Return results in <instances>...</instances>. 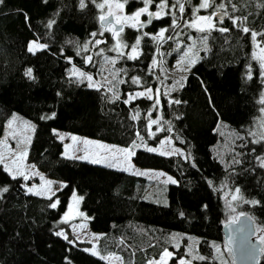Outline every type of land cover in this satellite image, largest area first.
Listing matches in <instances>:
<instances>
[{
    "label": "trees",
    "instance_id": "16d2710c",
    "mask_svg": "<svg viewBox=\"0 0 264 264\" xmlns=\"http://www.w3.org/2000/svg\"><path fill=\"white\" fill-rule=\"evenodd\" d=\"M101 1L85 0L83 8L80 0H4L0 4V137L12 113L31 121L34 130L26 162L45 177L61 183L52 196L59 200L53 209L48 198L28 194L24 186L30 185L31 179H13L0 165V189L9 188L7 193H0V264H88L73 259L75 248L87 247L88 243L76 241L69 224L60 220L72 192L81 199L80 210L87 216L89 230L99 234L95 245L98 254H115L121 264H147L159 258L165 249L173 252L170 264L186 257L184 245L174 248L172 233L199 238L198 250L208 257L213 255L210 241L225 247L221 227L228 220L221 194L223 185L230 189L239 187V195L244 199L260 202L253 206L241 201L236 211L249 216L255 228L264 231V170L254 159L264 155V143L251 144L248 133L259 116L258 100L264 81L253 57L250 36L233 28L227 18L223 25L213 19L216 28L229 27L228 33L190 29L178 34L177 28H170L171 16L166 10L161 19L153 20L147 27H126L120 33V42L127 45L134 43L142 31L149 34L141 41L136 54L139 58L129 60L124 53L118 56L110 51L114 38L99 25L97 4ZM116 1L125 4V13L144 7L140 0ZM181 2L185 3L186 10L180 25L192 19L198 0ZM158 3L159 0H154L150 10L155 11ZM215 3L217 6L225 3V10L231 16L248 17L241 27L264 30V0H216ZM175 12L181 15L178 10ZM49 21L54 22L51 28L47 27ZM162 28H170L165 33L167 45L158 47L163 44L162 40L154 41L150 36ZM92 33L97 36L93 38ZM169 35L172 40L166 39ZM187 35L196 42L202 41L204 48L181 86L167 95L160 94L156 108L152 100L144 97L124 103L131 92L156 88L162 83L159 68L168 67L179 52L169 44H174L176 36L183 43ZM204 36L208 37L206 41L202 39ZM95 39L102 42L91 48L89 44ZM30 41L45 44L47 49H38L32 54L28 52ZM257 41L264 48V36H258ZM86 43L88 52L82 50ZM100 49L104 50L102 54ZM86 55L93 57L91 64L85 63ZM105 56L113 57L116 63L111 66L112 80L99 82L103 85L101 90L89 87L85 79L80 82L69 75L70 68L76 67L97 80L104 71L101 63ZM67 58H72L71 64ZM153 61H156L154 68ZM28 68L32 69L34 79L25 75ZM249 72L251 80L247 79ZM132 76H139L142 85L132 84ZM109 88L118 97L114 101ZM174 99L181 103H170ZM137 111L140 117L133 120ZM148 113L151 119L159 121L150 128ZM49 116L54 118H44ZM221 126L229 132L231 141L234 140L231 146L226 145L230 139L221 134ZM169 127L171 132L167 131ZM149 131L154 136H149ZM57 132L125 148L131 147L135 140L139 146L131 155L132 163L163 171L177 183L157 184L91 161L68 159L62 155L63 145ZM137 134L144 137L143 143ZM239 136L246 137L244 143L248 148L238 147ZM165 137L184 152V157L164 156L139 148L144 144L156 147ZM221 144L230 150L220 153L217 147ZM253 147L256 153L249 152ZM188 152L195 158V168L185 159ZM238 152L246 153L245 163L234 166L233 159L240 158L236 156ZM242 168L254 171H242ZM162 185L166 204L143 198L148 188ZM60 231L63 235H57ZM65 235L74 243L64 239ZM191 262L218 264L212 259ZM258 264H264V251Z\"/></svg>",
    "mask_w": 264,
    "mask_h": 264
},
{
    "label": "rangeland",
    "instance_id": "374dc122",
    "mask_svg": "<svg viewBox=\"0 0 264 264\" xmlns=\"http://www.w3.org/2000/svg\"><path fill=\"white\" fill-rule=\"evenodd\" d=\"M172 2L173 0H170L169 6H171ZM202 2L203 0H198L196 7H198L199 4ZM101 3H103L105 6L103 9L99 8L100 17L101 16L107 17L108 15H112L114 23L121 26V29L117 31L114 30L112 25H108L105 28L107 31H109V33H111V35L114 38V43L112 44V48L113 49L119 48V51L126 54L127 56L133 55L130 47L133 43L130 44L129 47H123L122 44L124 43L120 42L119 35L126 27L129 28L139 27V23L143 21L147 13L143 14V16L141 15L137 21V19L128 18L136 11L132 13H125L123 9H118L116 7V5L119 4V2H117L116 0H102ZM155 8H156L155 11H152L150 10L149 7V12L161 11L157 7V5L155 6ZM166 10L168 9H164L162 11V16L165 14ZM177 10L178 8L175 9L174 11ZM205 11H210V14H205ZM219 11L220 10L216 3L214 7H209L206 10L201 9L198 12L194 11L193 8V17L192 19L186 22V23L191 22L193 26L187 27L185 26L186 25L185 23L181 22V25L180 27L177 28L176 32L178 34H184L185 32H190L191 30L199 31L200 28H204L205 32H207L209 29V24L208 22L201 20L200 17L206 15H213ZM212 24L214 26L216 25V21L214 19L212 21ZM140 28L143 29V27ZM113 33H116L117 35H113ZM141 33L144 32L142 31ZM95 40H100V39H95ZM93 41H91L89 44L91 48H94L97 45ZM33 43L39 44L37 42L30 41L28 43V47L30 44ZM162 43H163L162 47L167 45V42H165V40H162ZM173 43L174 44H169V47H172L173 50H177L179 49L178 46H180V50L178 52L177 57L171 62V64L168 67H165L163 69L159 68L163 77V81L162 83H159L156 86V88H152L153 99L151 100L153 101V105H154V101L158 100L160 94H165V93L168 94L178 89L181 86L185 75L189 72V70H185V69H190V66L192 65L189 64V61L196 60L199 51L204 48V44L202 43V41L196 42L190 35H187L185 37V41L183 43H181V41H179L176 36V39L173 41ZM253 57L255 58V60L257 61L260 67V64L264 62V48L258 43V41L253 42ZM113 59H114L113 57H106V56L104 57V61L101 63V69L103 68L104 71L102 70L99 73L97 80H93V85H94L93 87H96V85L99 84V82L108 83L110 80H112L114 71L111 69L112 63H110V61ZM85 63H87L86 60ZM72 68L73 67L70 68L69 75L71 73ZM144 89L133 91L130 94L142 92L144 91ZM156 89H159V93L156 92ZM262 93H264V90ZM136 98H139V96H137ZM154 106L156 108L157 105ZM33 130H34V125L31 121L21 117L17 113L11 114L8 121L4 125L3 134L0 137V158H2L3 160V163H0V165L2 166L3 169L5 164L8 166V171L5 170L4 171L9 176H11L9 174L10 172H16L17 170L23 171L28 176V179H31L32 181L30 185L25 184L24 187L26 191L28 192V188L32 187L34 192L40 193L39 195L36 196L47 198L48 196H53V194L57 190H59V188L61 187V183L59 181L45 177L32 164H28L26 162L27 149L33 135ZM219 130L223 136H225L227 139H230V141L228 140L226 145L231 146L232 143H235L234 140L231 141V137L229 136L230 134L229 132H227L225 127L221 126ZM263 131H264V113L260 111L259 116L255 119L248 133L252 137V139H253V135H252L253 133L255 134V139H260L263 134ZM57 136L58 139L62 142V145L64 147L62 152V155L64 157H68V156L83 157V159H78V160H84L88 162L92 161L93 163H98L109 168L122 170L129 174L141 176L146 179L155 181V183L157 184L166 185L170 182L169 181L170 176L163 171L135 166L131 161V156H128L127 153L123 151L124 149H129L131 147L125 148L112 144H106L103 142H99L81 136H76L74 134H70L66 132H57ZM60 137H63V140H61ZM73 137H75V139H73ZM139 148L145 149L143 145H141ZM153 148L157 149V151L153 153H157V154L164 153L163 154L164 156L179 155L181 157H184V155H180L177 151H174V150H179L180 152H183L179 147L173 145L172 141L168 137L161 139L159 144ZM217 150L220 153H225L229 151L230 148L228 146H224V144H221L217 147ZM41 176L44 177V180L40 179ZM33 179H36V182H34ZM49 180L53 182V184L51 185V190H49V185L46 183V181ZM158 187H153L151 189L148 188L144 193L143 198L159 204H166V197L164 195L165 187L164 185ZM1 192L2 189H0V193ZM221 194L223 196L224 207L227 213L226 220L228 221L235 220L240 215V213L236 211L237 208L236 205H238L241 202L240 195L235 193L234 189H230L229 186L227 185H223ZM234 195L237 196L236 200L232 199ZM80 201L81 199L76 194V192H72L68 198L66 208L63 211L60 218L61 221L69 224V229L76 241L88 243L87 247L75 248L74 251L75 254L73 255V259L81 260L84 262L86 261L88 264H121L120 259L117 255L115 254L100 255L96 251L95 245L97 239L99 238V234L89 230L87 225V216L80 210ZM255 229H256L255 238L261 243V238L264 237V231L259 228H255ZM60 233H62V231H60ZM170 235H171L170 238H172V240L174 241L173 243L174 248L177 249L179 245H184L183 249H185L186 252L185 254L188 259L186 257H180V258L185 259V264H193V262L191 261L200 260L199 259L200 256H203L205 258L204 260H210V259L215 260L218 262V264H232V260L229 259L226 253L227 251L226 248L222 247L221 245L220 246L216 245V243H214L213 241L209 242L211 249H213V255H211V257H208L201 254L198 250V245L200 242L199 238L193 236L191 237L189 235L182 233H172ZM176 235H178V237ZM263 245L264 244L261 243L262 247ZM217 248H219V251H217ZM93 251H95L96 255L92 254ZM167 251L173 254L172 251L170 250ZM162 253L160 254L159 258L151 259L150 261L147 262V264H161L160 257L162 256ZM101 256H104L105 259H101L100 258ZM171 257H173V255ZM170 258H165L163 264H170ZM173 264H179V258L176 259Z\"/></svg>",
    "mask_w": 264,
    "mask_h": 264
},
{
    "label": "snow or ice",
    "instance_id": "6c2138e0",
    "mask_svg": "<svg viewBox=\"0 0 264 264\" xmlns=\"http://www.w3.org/2000/svg\"><path fill=\"white\" fill-rule=\"evenodd\" d=\"M4 2V0H0V4H2ZM127 2V0H125V3ZM140 2L144 5V7L140 8L139 10H137L135 13H133L131 16H129L128 18L129 19H137L138 21V18L147 13L148 14V17H149V20L148 22L151 23L152 19H161L162 18V11L164 9H168V14L171 16V23H170V28L171 29H176L178 27H180V24H179V21L181 19H183V13H185V3H182L181 0H173V2L171 3V6H169V0H159V3L157 4V7L161 10V11H156V12H149V5L153 4L154 3V0H140ZM215 5V0H203L202 3L199 4L198 7H195L194 6V11H199L201 9H208L209 7H214ZM80 6L83 8L85 7V0H80ZM97 6L101 9L104 8V4L103 3H98ZM125 6L124 3H119L116 5V7L118 9H123ZM178 8V12L181 14V15H176V12L174 11L175 9ZM218 8L220 9L219 12H216L215 13V17L217 19V22L220 24V25H223L224 24V20L225 18L231 20V25L233 28H236L238 29L239 31H241L243 34L245 35H249L250 36V39L251 41L253 42H257V37L258 36H264V30H261V31H257L255 29H250L249 27L247 26H242V24H246V21L248 19V17H243V19L239 18V17H235V16H231L229 14V11L225 10L226 9V4L225 3H221L218 5ZM232 11L234 12L235 11V7H233ZM100 19L103 21L105 19L104 16H101ZM201 20L203 21H206L208 22L209 24V29L208 31L211 32L212 30H216V31H220L222 33H228L231 29L229 27H219V28H216L213 24H212V21H213V15H206V16H202L200 17ZM54 22L53 21H49L47 27L51 28L52 27V24ZM187 27H192V23L191 22H188L186 23ZM170 28H162L159 30L158 34L157 35H151L150 36V39L154 40V41H161V40H164L165 39V33L166 32H169ZM200 32H205V29L204 28H200L199 29ZM93 38H95L97 36V33H92L91 34ZM113 35H117L116 33H113ZM144 36H149L148 33H142L141 36H138L134 43L130 46L131 47V52L133 53V55H129L127 56V59L129 60H134V59H138L139 57L137 55H135L138 51V49L140 48V45H141V41L143 39ZM167 40H172L173 37L171 35H169L168 37H166ZM203 40H207L208 37L207 36H204L202 37ZM94 43H96L97 45L100 44L102 41L100 40H94L93 41ZM123 47H129V45L127 44H122ZM162 45H159L158 44V47H160ZM205 48H206V45H205ZM37 49H40V50H44V49H47V45L45 44H30L29 47H28V52L32 53V54H35L36 53V50ZM82 50L84 52H88L90 49L88 47V44H84L82 46ZM179 51V49H177ZM110 51H115L117 52V55L118 56H123V53L119 51V48H114V49H110ZM104 52L103 49H100L99 50V53L102 54ZM79 54V53H78ZM161 55H163V53H161ZM68 59V62L69 64L72 63V58H67ZM84 60H86L89 64L92 63V60H93V57L91 55H86L83 57ZM110 63L112 64H115L116 63V60L113 59L110 61ZM195 61H189V64H194ZM152 66L153 68L156 66V61H153L152 62ZM185 70H190V69H185ZM260 70H261V75H260V79L262 81H264V62H262L260 64ZM153 73L150 71L148 73L149 76H151ZM25 75L30 78V79H34L33 77V72H32V69L31 68H28L25 72ZM70 76H76L77 79L80 81V82H83L84 79H86L88 81V86L89 87H93V76L91 75H87L85 72L79 70L78 68L76 67H73L71 69V73H70ZM253 77H252V74L251 72H249L248 76H247V79L251 80ZM130 81L132 84L134 85H142V80L139 76H132L130 77ZM111 83V82H110ZM120 83H124L123 80H120ZM179 83V81H178ZM97 87V90H101V88H103V85L102 84H97L96 85ZM109 91H113L112 88H109ZM156 92L159 93V89H156ZM153 89L151 87H146L144 89V91L142 92H138V93H132V94H128L127 96V99H125L123 102L124 103H129V101H132L134 100L137 96L139 97H144L146 99H153ZM165 95H167V93H165ZM118 97L116 96V93L113 91V101L115 99H117ZM170 103L172 104H176V105H179L181 103V101L179 99H174V100H171ZM258 103L260 105H262L260 111L262 113H264V93H261V96L258 100ZM159 104V101L158 100H155L154 101V105H158ZM148 116L150 118V124H149V128L151 127V125H156L159 123V121L157 119H151V113H148ZM140 117V113L139 111L136 112V114L132 117L133 120H136V119H139ZM44 118H54V116H49V117H44ZM177 119H180L179 116L176 117ZM167 131L171 132L172 131V128L169 127L167 129ZM148 135L149 136H154V133H152L151 131L148 132ZM253 139H251L249 142L251 144H259V143H264V137H262L260 140L258 139H255V134L253 133ZM139 140L143 143L144 141V137L143 136H140L139 134H137ZM61 140H63V137H60ZM73 139H75V137H73ZM238 139L241 141V143L238 145V147L240 148H248V144L247 143H244L246 137L244 136H239ZM181 143H185V141L181 140L180 141ZM139 145H137V143L135 142V140L132 142V145H131V148L129 149H124L123 151H125L127 153L128 156H131L134 154V149H136ZM146 149V151L148 152H156L157 149L156 148H153V147H148L147 144H144L143 145ZM174 151H177L180 155H184V152H180L179 150H174ZM256 148H250L249 149V152L251 153H256ZM161 155H163L164 153H160ZM246 155V153L244 152H238L236 153V156L237 157H240L239 159L238 158H234L233 161H232V164L234 166H240V165H243L245 163L243 157ZM68 159H83V157H74V156H68L66 157ZM185 159L190 163V166L191 167H196V163H195V158L192 156V154L190 152L187 153V156L185 157ZM254 159L255 160H258L260 161L259 163V167L260 168H264V155H257V156H254ZM0 163H3V160L2 158H0ZM4 170L5 171H8V166L5 164L4 165ZM242 171H254V169H243L242 168ZM13 179H16L18 176L19 177H22L25 181L28 180V176L23 172V171H19L17 170L16 172H10L9 173ZM41 180H44V177H40ZM169 181L173 184H176L177 181L172 179L171 177H169ZM209 184H212V181H208ZM46 183L49 185V190H51V185L53 184L52 181H46ZM9 191V188L7 186H4L2 188V193H7ZM235 193L239 194L241 192L240 188L239 187H236L234 189ZM28 194H31V195H39L40 193L38 192H34L33 191V188L32 187H29L28 188ZM51 203H50V207L53 208V209H56L58 204H59V200L58 199H53L52 196H48L47 197ZM233 200H236L237 199V196H233L232 197ZM240 200L244 203H250L251 205L253 206H256L258 204H260L259 201L255 200V199H244L243 196H240ZM167 206V205H165ZM181 215H183V213H181ZM57 235H63V233H60L58 232ZM64 239L68 240V236H64ZM68 242L70 244L74 243L72 240H68ZM231 242V241H230ZM261 243L264 244V237L261 238ZM217 251H219V248H217ZM261 251H264V248L261 249ZM93 255H96L95 251L92 252ZM245 254H250V250H245ZM173 254L170 253L169 251L167 250H164L163 253H162V256L160 257V261H161V264H163V261L165 258H170ZM101 259H105L104 256H101L100 257ZM200 260H204L205 258L203 256H200L199 257ZM179 264H185V259L184 258H179Z\"/></svg>",
    "mask_w": 264,
    "mask_h": 264
},
{
    "label": "water",
    "instance_id": "95a60500",
    "mask_svg": "<svg viewBox=\"0 0 264 264\" xmlns=\"http://www.w3.org/2000/svg\"><path fill=\"white\" fill-rule=\"evenodd\" d=\"M213 18L216 19L215 14H213ZM148 20L147 15L146 20L140 24V27L148 26L150 24ZM99 25L104 29L108 25H112L116 31L121 29L120 25L114 23L112 15H108L103 21L99 19ZM221 230L223 243L229 252L232 264L259 263L262 246L255 238V225L249 216L240 214L235 220L225 222ZM245 250H250V254H245Z\"/></svg>",
    "mask_w": 264,
    "mask_h": 264
},
{
    "label": "flooded vegetation",
    "instance_id": "af4514ba",
    "mask_svg": "<svg viewBox=\"0 0 264 264\" xmlns=\"http://www.w3.org/2000/svg\"><path fill=\"white\" fill-rule=\"evenodd\" d=\"M147 15H148V14H147ZM147 15L145 16V18L143 19V21H141V22L139 23V27H140V24L146 20ZM153 20H155V19H153ZM146 27H147V26H146ZM143 28H144V27H143Z\"/></svg>",
    "mask_w": 264,
    "mask_h": 264
},
{
    "label": "crops",
    "instance_id": "0c3cea01",
    "mask_svg": "<svg viewBox=\"0 0 264 264\" xmlns=\"http://www.w3.org/2000/svg\"><path fill=\"white\" fill-rule=\"evenodd\" d=\"M38 50V49H37ZM64 148V147H63ZM92 162V161H91ZM170 183V182H169Z\"/></svg>",
    "mask_w": 264,
    "mask_h": 264
}]
</instances>
